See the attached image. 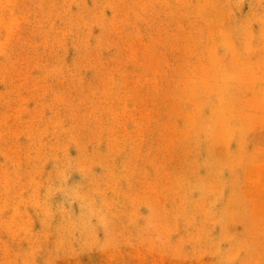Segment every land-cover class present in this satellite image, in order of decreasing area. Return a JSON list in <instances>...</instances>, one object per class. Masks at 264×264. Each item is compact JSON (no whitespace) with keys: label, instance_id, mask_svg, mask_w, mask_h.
Masks as SVG:
<instances>
[{"label":"rangeland","instance_id":"obj_1","mask_svg":"<svg viewBox=\"0 0 264 264\" xmlns=\"http://www.w3.org/2000/svg\"><path fill=\"white\" fill-rule=\"evenodd\" d=\"M0 264H264V0H0Z\"/></svg>","mask_w":264,"mask_h":264}]
</instances>
